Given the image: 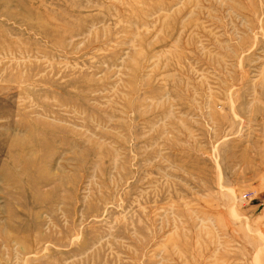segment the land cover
Listing matches in <instances>:
<instances>
[{
	"label": "rangeland",
	"instance_id": "obj_1",
	"mask_svg": "<svg viewBox=\"0 0 264 264\" xmlns=\"http://www.w3.org/2000/svg\"><path fill=\"white\" fill-rule=\"evenodd\" d=\"M0 264H264V0H0Z\"/></svg>",
	"mask_w": 264,
	"mask_h": 264
}]
</instances>
